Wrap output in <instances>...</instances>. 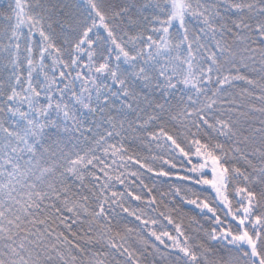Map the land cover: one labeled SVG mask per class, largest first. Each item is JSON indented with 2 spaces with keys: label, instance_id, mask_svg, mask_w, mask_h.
<instances>
[{
  "label": "snow or ice",
  "instance_id": "6c2138e0",
  "mask_svg": "<svg viewBox=\"0 0 264 264\" xmlns=\"http://www.w3.org/2000/svg\"><path fill=\"white\" fill-rule=\"evenodd\" d=\"M0 264H264V0H0Z\"/></svg>",
  "mask_w": 264,
  "mask_h": 264
}]
</instances>
